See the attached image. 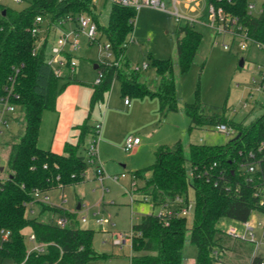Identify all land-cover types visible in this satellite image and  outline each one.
<instances>
[{"label": "trees", "instance_id": "obj_1", "mask_svg": "<svg viewBox=\"0 0 264 264\" xmlns=\"http://www.w3.org/2000/svg\"><path fill=\"white\" fill-rule=\"evenodd\" d=\"M203 4L200 21H208L210 6L223 8L238 18L250 39L264 47V0L259 15L249 12L250 0H203ZM82 12L93 16L115 57L109 63L98 61L103 77L100 83L90 84L91 114L104 102L115 81L120 82L126 97H157L161 112L178 110L176 63L172 58L150 56L149 68L153 67L157 75L155 90L140 81V71L131 68L126 50L135 29L136 9L113 5L107 27L100 24L92 0L66 3L30 0L23 10H9L0 25L3 28L0 29V98L9 96L10 103L23 114L12 117V121L20 123V128L6 143L9 176L0 178V232L3 229L11 232L9 242L0 241V255L16 264H88L103 258L93 248L95 231L81 228L77 211L41 204L34 197L35 191L47 194L82 184L91 166L87 156L81 153L82 146L88 145L86 137L95 134V126L88 120L77 127L80 132L77 141L66 142L62 154L38 146L43 114L55 110L57 97L67 85L61 82L73 76L56 77L47 62L48 39L34 54L38 37L31 33L38 16L57 23L67 15ZM196 23H180L177 31V65L181 74L190 70L202 43ZM67 58L70 60L72 55L68 54ZM262 85L264 91V80ZM183 110L191 120V129L225 124L235 131L234 138L220 146L191 144L189 158L180 142L174 149L161 146L153 165L132 172L134 180L143 181L137 193L154 207L170 206L176 210V199L184 198L189 204L193 190L194 215L191 230L188 217L142 215L140 223L131 229L134 236L130 264H183L186 242L197 248V264H260L263 257L257 253L256 243L231 236L219 223L222 219L244 223L250 220L253 211L264 213V205L256 196L264 187V146L263 152L258 153L256 172L248 173L243 167L250 151H258L264 145V115L246 124L227 118L224 108L219 111L217 107L193 103L186 104ZM30 203L41 204L42 213L49 212L52 217H66V227L30 218ZM27 228L36 242L44 245L42 251L28 249L24 234Z\"/></svg>", "mask_w": 264, "mask_h": 264}, {"label": "rangeland", "instance_id": "obj_2", "mask_svg": "<svg viewBox=\"0 0 264 264\" xmlns=\"http://www.w3.org/2000/svg\"><path fill=\"white\" fill-rule=\"evenodd\" d=\"M6 1L14 10L19 11L25 9L30 0H24L22 4H15L11 0ZM163 1L166 3L168 12L150 7L138 10L134 33L128 39L126 54L132 69L141 67L144 62L151 64L150 56L157 59L172 58L175 61L174 75L177 84L178 110L161 112L160 101L157 97H126L122 94L120 82L115 81L110 91L105 94L104 102L95 107L92 117L88 120L91 123L98 118L96 123H101L103 129L107 111L117 113L125 107H133L130 115L119 116L116 123L117 128L111 129L112 139L115 142V147L111 151L105 146V152L100 153V144L104 140V131L101 129L97 151L99 163L104 171L103 185L96 173V167L90 166L86 173V180L82 184L55 189L48 193L50 203L64 210L72 211L79 204L82 205V209L78 211L80 226L83 229L95 231L93 248L103 256L102 259L90 261L88 264H130L131 244L114 245L113 237L118 234H130L132 226L140 223L142 215L159 213V207H153L137 193L143 181L133 180L132 177L133 171L149 167L156 162V151L159 147L174 149L175 145L180 142L184 147L185 156L189 158L191 144L220 146L229 143L234 138V134L219 132L215 127L191 129V120L183 110L186 104L198 103L208 107H217L219 111L224 108L227 118H233L235 121L246 124L264 115V91L259 89L262 79L259 69L264 68V49L251 41H246L247 47L242 49L240 38L218 33L199 19L196 20L195 28L202 34V43L190 70L181 74L177 65L176 41L179 25L180 23L185 24V20L179 22L169 13L174 10L172 0ZM250 3L256 6L252 13L259 15L263 0H250ZM95 4L100 24L107 27L113 4L107 0H97ZM178 9L185 13L182 5L178 6ZM80 40L81 48L75 52L78 66L73 76L76 80L86 82V84H95L99 77V70L95 69L99 60V45H91L85 36H81ZM100 42L105 44L106 39L102 38ZM225 45L231 46V49L227 50ZM241 61H243V66ZM140 81L147 83L152 90H155L157 75L154 68L141 70ZM90 91L89 87H82L78 103L81 116L86 113L85 108L88 111ZM126 98H129L131 103L127 106L125 105ZM245 104L246 107H244ZM0 111H2L1 105ZM22 114L23 112L20 111L19 115L22 116ZM43 116L45 124L49 127L52 124V112H45ZM10 117L11 115H8L7 119L10 120ZM0 129L4 130L5 127L0 124ZM49 132L50 129L47 128L44 139L50 138ZM124 134L139 135L143 140L141 150L125 151V144H121V137ZM4 138L5 135L0 134V168H5L3 172H0V177L7 178L9 169L7 150L3 146ZM92 140V135L86 137L87 144ZM86 149L87 145L82 146L81 153L85 157L87 156ZM121 174L125 177L122 178ZM114 176H118L119 181H114L112 179ZM132 180L136 182L133 187L131 186ZM190 199L194 204L193 190H190ZM35 208L34 214L29 212L30 218H37L42 222H54L48 212L41 213L39 206ZM193 215L194 205L188 216L189 230L193 226ZM82 217H86L87 222L80 220ZM97 219L103 220V223L97 224ZM250 221L255 224L254 241L257 253L262 255L264 261V213L253 211ZM219 227L223 231H228L230 227L243 230L241 223L228 219H222ZM24 234L26 245L31 250L33 248V244L29 241L32 234L31 229H25ZM196 257L197 248L190 242H186L183 250V264H197ZM0 264L16 263L13 259L3 258L0 255Z\"/></svg>", "mask_w": 264, "mask_h": 264}, {"label": "built area", "instance_id": "obj_3", "mask_svg": "<svg viewBox=\"0 0 264 264\" xmlns=\"http://www.w3.org/2000/svg\"><path fill=\"white\" fill-rule=\"evenodd\" d=\"M59 3H66L69 0H58ZM110 1L113 5H118L126 8H133L137 11L143 7H150L159 9L162 11H166V3L163 0H107ZM11 2L15 4H22L24 0H11ZM95 2L97 0H92V3L96 6ZM190 4L191 2H198V0H187ZM29 3V2H28ZM178 0H172L174 10L169 12L171 15L175 16L176 19L181 22L182 20L189 22H197L192 19H188L180 14L178 9ZM256 6L252 3L249 4L248 9L249 12L252 13ZM10 4L6 0H0V25L3 20L6 19L7 13L9 10H12ZM5 13V14H4ZM208 21H206V25L215 29L218 33L221 34H230L234 38H240L241 44L240 47L242 49H246V41H251L257 44V46L261 49H264L262 45L253 41L249 38L246 30L239 24L238 18L231 16L226 13L223 8L216 9L214 6H210L208 10ZM2 30V26H0ZM31 33L34 37H38L34 54H36L43 46V44L48 39V52H47V62L53 67L55 71V75L58 78H62L65 76H73L76 72L77 61L75 58V52L79 51L81 48V36H85L88 39V42L91 45L98 44L99 45V62L101 63H109L115 60L113 52L111 50V44L106 41L105 44H102L100 40L103 38L97 22L94 20L93 16L88 14L87 12H82L77 15H67L65 18H61L57 23H50L48 19L38 16L34 22V25L31 29ZM227 50L231 49V46L225 45ZM72 55V58L69 60L67 55ZM149 68V64L144 62L141 67H136V71L147 70ZM260 74L262 76L261 82L259 83V89L263 90L262 81L264 80V68L260 67ZM103 74L99 72V77L96 83H100L102 80ZM9 95H11V91H9ZM126 104H130L129 98L125 100ZM0 105L2 106L1 114V122L0 124L8 129L9 119H7L8 115H14L16 113V107L13 106L9 101V96L0 98ZM246 107V104L245 106ZM102 124L96 123L94 128V136L93 140L87 145V161L91 166L96 167V173L98 175L99 180L102 185L104 182V171L99 163L97 146L99 144V136L101 133ZM216 130L222 133L234 134L235 131L225 124H221L216 127ZM142 143V139L138 136H128L125 142V151L131 152L135 151ZM262 145L258 151H250L248 154V160L243 165L248 173H255L258 169L259 161H258V153L263 152ZM216 165V164H215ZM190 175H193V172H190ZM122 177H125L123 174ZM114 181H118L119 177H112ZM134 180V179H133ZM136 185V182L133 183V186ZM256 196L260 197L261 204L264 205V187L262 190L256 193ZM34 197L38 203L51 205L49 197L38 191H35ZM145 201H148L147 199ZM175 204L178 205V209H173L170 206H162L159 207L160 211L156 215H168L172 216H182L188 217L191 214V207L194 205L192 202L187 204L184 198H177ZM174 204V205H175ZM34 203H30L28 205L29 212L31 213V208ZM153 206V204H151ZM154 207V206H153ZM155 214V213H151ZM83 222H87L86 217H82ZM53 224L60 228L66 227L68 221L66 217L57 216V218L53 219ZM96 223L101 225L103 220L97 219ZM243 230L240 231L238 228L230 227L227 231L228 234L234 237H239L242 239H248L252 242H255V224L250 220L244 223H241ZM133 232L130 234H118L113 237V244L117 246H123L126 243L132 244L133 240ZM11 239V232L9 230H1L0 232V241L1 243H7ZM29 241L33 244V248L31 251H42L44 245L38 244L36 242V238L33 234L30 235ZM256 243V242H255ZM257 249V248H256ZM221 264V263H219ZM260 264H264L262 261Z\"/></svg>", "mask_w": 264, "mask_h": 264}, {"label": "crops", "instance_id": "obj_4", "mask_svg": "<svg viewBox=\"0 0 264 264\" xmlns=\"http://www.w3.org/2000/svg\"><path fill=\"white\" fill-rule=\"evenodd\" d=\"M178 1H179L178 6L182 5V10L185 12V13H182L180 11L181 15H183L184 17H186L188 19H192L195 21L200 19L203 8H204L203 0H198V2H196V3L191 2L190 4L187 2V0H178ZM182 1L184 3H182ZM83 83H86V82H81L79 80H76V78H74V76H73V79L67 78L61 82L62 85L63 84H67V85L63 89V91L59 94V96L57 97L55 110L45 111V112H52V117H51L52 124L49 126L50 128L48 127V125L45 124L44 116L42 119V124H41L39 139H38V146L40 148H42L44 150H50V151L57 153V154H62L64 151V146H65L66 142H68V141L76 142L77 141V138L80 134L77 127L79 125L84 124L87 120H89L92 117L90 103H91V97L93 94V89L89 84H83ZM83 86L89 87L91 90L89 92V95H90V102H89L90 112H89V108H88V111H87V108H85L86 113L83 114V116H81L79 114L78 103H79V97H80V94L82 92ZM125 105L127 106L129 104L125 103ZM132 109H133V107H125V108H123V110H120L117 113H111L110 111H107V113L105 115V123H104L103 129H102L104 131V133H103L104 134V138H103L104 140L100 144V153L105 152V146L110 151L113 149V147H115V142L112 139V132L113 131L111 129L117 128L116 123H117V120L120 118L119 116L130 115ZM19 112H20V110L17 109L14 116L19 115ZM90 114H91V116H90ZM87 115H88V117H87ZM14 116L12 115L10 117V120H9L10 126L8 129H4V130L0 129V134L5 135V138L3 139V146H5V148L7 150V160H8V156H9V148L6 145V143L8 141H11L13 139V137H15V135L17 134V132L19 131V128H20L19 122L12 121V119H13L12 117H14ZM81 121H83V122H81ZM94 121L95 122H91V123L89 122V124L91 126H95L96 122H98V118H96ZM46 123H47V120H46ZM47 128H48V130L50 129V132H49L50 138L44 139V134H45V131H47ZM131 135L132 134L122 135L121 144L124 145L127 137L131 136ZM134 136L140 137L139 135H134ZM142 147H143V140H142L141 145L135 150V152L141 150ZM123 167L125 168V165ZM3 169L5 170V168H3ZM3 171H0V172H3ZM121 175H123V174H121ZM0 178L3 179L2 177H0ZM122 178H124V177H122ZM133 183L134 182L132 180L131 181L132 187H133ZM48 193L46 194L47 196H48ZM36 206L40 207L41 213H42L41 204H34L31 208L32 209L31 213L34 214L36 212V208H35ZM51 206L62 209L61 207H58L56 205L51 204ZM81 209H82V205H81ZM75 211H77V208L75 210L70 211V212H75ZM44 213H47V212H44ZM48 214H49V212H48ZM77 214H78V218H79V213H77ZM57 216L52 217L50 215V217L52 219H55Z\"/></svg>", "mask_w": 264, "mask_h": 264}, {"label": "water", "instance_id": "obj_5", "mask_svg": "<svg viewBox=\"0 0 264 264\" xmlns=\"http://www.w3.org/2000/svg\"><path fill=\"white\" fill-rule=\"evenodd\" d=\"M5 14V13H4ZM241 65L243 66V61H241ZM99 68V66H98V64L97 65H95V69H98ZM4 169L3 168H0V171H3ZM81 209V205L79 204L78 206H77V211H79Z\"/></svg>", "mask_w": 264, "mask_h": 264}]
</instances>
